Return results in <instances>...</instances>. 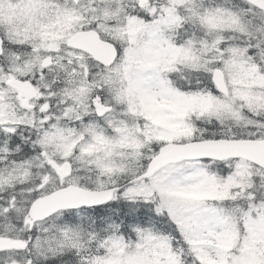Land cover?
Wrapping results in <instances>:
<instances>
[{"label":"snow or ice","instance_id":"1","mask_svg":"<svg viewBox=\"0 0 264 264\" xmlns=\"http://www.w3.org/2000/svg\"><path fill=\"white\" fill-rule=\"evenodd\" d=\"M0 264H264V0H0Z\"/></svg>","mask_w":264,"mask_h":264}]
</instances>
